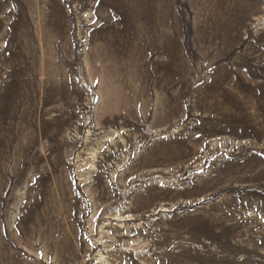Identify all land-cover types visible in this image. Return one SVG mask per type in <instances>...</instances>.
I'll return each instance as SVG.
<instances>
[{"label": "rangeland", "instance_id": "1", "mask_svg": "<svg viewBox=\"0 0 264 264\" xmlns=\"http://www.w3.org/2000/svg\"><path fill=\"white\" fill-rule=\"evenodd\" d=\"M0 264H264V0H0Z\"/></svg>", "mask_w": 264, "mask_h": 264}]
</instances>
